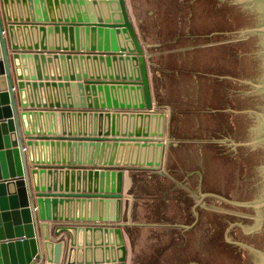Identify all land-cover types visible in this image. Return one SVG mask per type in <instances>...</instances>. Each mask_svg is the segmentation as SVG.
I'll list each match as a JSON object with an SVG mask.
<instances>
[{
  "label": "water",
  "instance_id": "obj_1",
  "mask_svg": "<svg viewBox=\"0 0 264 264\" xmlns=\"http://www.w3.org/2000/svg\"><path fill=\"white\" fill-rule=\"evenodd\" d=\"M14 2L27 6L26 17L8 12ZM127 2L0 0V264L62 263L45 260L38 237L37 203L56 202V195L115 205V213L60 215L79 222L62 228L92 233L91 257L71 261L67 256L64 264L127 263L124 171L134 165L158 169L161 160L93 158L110 140L114 148L127 143L162 150L165 144L163 170L172 198L162 264H264V0ZM71 6L80 10L63 13ZM23 24L32 25L39 38L18 41ZM26 58L41 59L35 72L26 70ZM90 58L105 61V67L89 74L80 63ZM73 59L79 63L71 72L67 61ZM55 60L66 66L46 71ZM148 61L155 106L168 107V117L154 106ZM26 86L30 101L23 96ZM43 87L48 93L66 89V100L39 101ZM118 92L139 97L120 99ZM55 108L64 109L59 114L65 117L69 110L73 115L89 111L108 123L89 132L27 128L28 117ZM124 117L126 129L117 128V118ZM132 117L160 118L161 128L129 126ZM39 145L51 147L47 160L32 157L28 147ZM61 145L71 152L76 148L75 156L54 157L53 148ZM88 147L92 155L80 157L78 151ZM61 172L63 181L44 183V173L53 179ZM74 178L80 186L68 188ZM209 214L218 216L211 220ZM210 249L219 254L202 260Z\"/></svg>",
  "mask_w": 264,
  "mask_h": 264
},
{
  "label": "crops",
  "instance_id": "obj_2",
  "mask_svg": "<svg viewBox=\"0 0 264 264\" xmlns=\"http://www.w3.org/2000/svg\"><path fill=\"white\" fill-rule=\"evenodd\" d=\"M127 2V0H126ZM40 7V4L38 5ZM104 10L106 12L107 7L104 5ZM127 7L129 10L130 17L132 19L133 25L136 29V32L138 34V37L140 41L143 44L144 49L147 51L146 45L144 43V40L141 36V33L139 31V28L136 24V21L134 19V16L131 12V9L129 7V4L127 2ZM28 8L19 4H14V13L19 15L23 14L24 16L28 13ZM60 10V7L59 9ZM63 13H66L67 10L69 12H72V10H80L79 6H71L68 9L64 7L62 8ZM36 11V10H35ZM32 25H27L26 28L25 25H20L19 30L17 29V35L20 36L18 41L22 42L23 40L26 42H33L36 39L39 38L38 32L36 29L31 27ZM23 38V39H22ZM91 42H96V36H91ZM101 40V38H100ZM97 39V41H100ZM81 41L83 43L87 44L89 43V37L85 35H81ZM122 41V39H121ZM47 42H52L51 38L47 39ZM30 60V61H29ZM24 61H28L29 69L28 72H35V66L39 65L41 62L40 58H36L34 62L32 59H24ZM78 59L68 60L67 64H71L73 66V69L71 72H74L78 69L77 64ZM23 62V60H22ZM65 62V63H63ZM59 61L55 60L53 63L46 64V71L47 70H55L58 68V66H66V61ZM82 65V69L88 71V73H96L98 71L99 65H102V67H105V61L101 64L96 61H93L92 58L90 59H84L83 62L80 63ZM48 66V68H47ZM44 67V68H45ZM98 68V69H97ZM148 73H149V80H150V88H151V94L152 99L154 103V96H153V89H152V82H151V75H150V68H149V61H148ZM47 90V91H46ZM45 87L40 91V94H38L39 101H43L42 97H46L45 94H47L48 100L52 97V100L56 101L58 100H66L65 90L64 88H52V92L48 93L49 90ZM29 87L26 86L24 89V97L26 98L29 96L28 94ZM16 93L17 89H16ZM28 94V95H27ZM44 94V95H43ZM49 95V96H48ZM116 96L120 97V99L125 100H136L139 96L132 95H122V92L115 93ZM98 96L101 98L102 93L98 92ZM73 101L78 100L76 97H71ZM32 99L31 96H29V101ZM155 106V103H154ZM158 107V106H156ZM160 108V106H159ZM167 113H168V107ZM64 109L62 108H55L50 110L48 113L46 110H44L43 113L36 114L35 116L28 117L29 120L27 123H30L27 125V127L40 130V129H48L52 131H58L63 130V128H71L72 130H78L81 132L85 131H94L97 130V128H105L107 126V119L103 117H97L92 112L88 113H82L78 115H73L72 110L67 111L69 115L59 114V112H62ZM35 111V110H33ZM71 111V112H70ZM168 117V114H167ZM167 117H166V127H167ZM127 118L124 117V119L119 120L117 118L116 127L120 129H126L127 124ZM134 118H129V126H132L138 129H147L149 131L151 130H160L161 128V120L157 117H151V119H144L142 121V118H136L134 123ZM30 121V122H29ZM165 127V129H166ZM113 141H106L107 146H101L97 149V151H94L93 158H96V160H103L107 158L113 157V154L115 155V160H118L120 162L124 161H131V159H146V160H157L160 159V152L157 153L156 146L155 149L151 148L150 152H147L149 155H142V150L137 145H129V144H123L118 145L117 148H114V145L112 143ZM46 146V145H45ZM154 147V146H153ZM165 147V144H164ZM163 147V148H164ZM48 148L50 149V146H46L45 149H39L42 151L43 155L48 153ZM52 150V149H51ZM93 149H90V147L85 148L81 152L78 151L79 156L86 157L91 156V152ZM75 151H77L76 148H73V152H71V148L68 146L61 145L60 147L56 146L53 148V155L56 158H61L65 155L71 157L72 155L75 156ZM116 151V153H115ZM154 152L155 156H154ZM139 153V154H138ZM47 156V155H46ZM44 157V156H43ZM154 157V158H153ZM42 158V157H41ZM164 159V158H163ZM163 161V160H162ZM98 165V164H97ZM103 166V165H100ZM161 169H152V168H143L137 165L129 167V169H126L124 171V186H123V208H122V220L121 224L123 225V231L124 236L126 240V245L128 249V257H127V263L126 264H141L140 257L143 256H150L147 261L148 264H161L163 260L164 250H165V241L167 239L168 230H169V220H170V209H171V198H172V187L168 181V178L163 170V164L161 162ZM75 175V170H71ZM77 172V171H76ZM161 176H158V175ZM44 175V183H49L58 180L63 181V176H65V173L61 172L60 175L57 176V173L54 174L53 179L50 178V176L46 173ZM104 179L100 181V184H102ZM161 181L162 184L160 186V190H157L156 187H153L154 183H157ZM110 184V183H109ZM76 187L80 186L79 179L75 178L74 180H70L68 182V188L70 187ZM59 192V190H58ZM62 194V193H61ZM56 202H51L49 199L46 203L43 201L40 203L38 202L37 208H38V237L40 239L41 244V250H43L44 258L46 261L50 260L52 262H62L65 263V260L68 256L71 261H79L82 260L86 255L88 257H91L92 255V233L91 232H84L79 231V229L76 230L75 227H70L69 230L62 228L66 223L70 225H77L79 222L76 221H66L65 219L60 220V215H83V214H93L95 212L98 213H115V205H113V202L107 204L106 206L100 202L97 201V203H94V200L89 202V199H86L84 202L82 200H77L76 198H70L69 201L65 200V197L62 195H56ZM64 198L63 201H61ZM49 214L50 218H41L43 215ZM157 214L162 217L156 218ZM164 215L168 218L165 219ZM133 229V238L131 237L128 229ZM166 230V231H165ZM68 231V232H66ZM167 232V233H166ZM166 233V234H165ZM100 235H98L99 237ZM113 237V235H112ZM100 238H98L99 242ZM134 240V241H132ZM89 245L85 246L84 242H88ZM73 244V246H71ZM95 247H93V250ZM69 253V255H68ZM102 249L96 248V256L97 258H100L102 256ZM115 254V253H114ZM154 257V261L151 260V257ZM162 256V257H161ZM156 257L158 260H156ZM61 263V264H62ZM147 264V263H142Z\"/></svg>",
  "mask_w": 264,
  "mask_h": 264
},
{
  "label": "trees",
  "instance_id": "obj_3",
  "mask_svg": "<svg viewBox=\"0 0 264 264\" xmlns=\"http://www.w3.org/2000/svg\"><path fill=\"white\" fill-rule=\"evenodd\" d=\"M264 80V77L262 78V81ZM259 95V94H258ZM260 96V95H259ZM262 159H264V155H262V157H261ZM156 175H158V174H156ZM158 176H161V175H158ZM161 184H162V182L161 181H159V182H157V183H154L153 184V187H156V189L157 190H160V186H161ZM209 216H210V218L209 219H211V220H215L214 218H217V214L215 215V214H209ZM161 218L162 217V215H158L157 214V216H156V218ZM164 218L165 219H168L165 215H164ZM128 231H129V233H130V235H131V237L133 238V233H134V230L133 229H128ZM166 231V230H165ZM167 233V232H166ZM165 233V234H166ZM132 241H134V240H132ZM169 243V240L168 239H166V241H165V244L164 245H167ZM193 252H195V250L193 251ZM219 254V252H218V250L217 249H210L208 252H206V255H205V257H202V260H211L212 258H214L213 256L215 255V254ZM253 253H255V254H257V255H259L260 254V251H253ZM150 256H143V257H140V262L139 263H147L148 264V261H147V259L149 258ZM154 257L155 256H153V257H151V260L152 261H154ZM162 257V256H161ZM158 259H159V257H158ZM157 259V257H156V260H158ZM229 262H227L226 264H228ZM132 264H134V262H132ZM220 264H224V263H220Z\"/></svg>",
  "mask_w": 264,
  "mask_h": 264
},
{
  "label": "built area",
  "instance_id": "obj_4",
  "mask_svg": "<svg viewBox=\"0 0 264 264\" xmlns=\"http://www.w3.org/2000/svg\"><path fill=\"white\" fill-rule=\"evenodd\" d=\"M14 4H18V3H16V2H14V3H10L9 5H8V7H7V10H8V12L9 13H11V14H14L15 16H19V17H26L27 15H28V13H27V15L26 16H24L23 14H19V15H17V14H15L14 13ZM19 5H22V6H24L23 4H19ZM25 7H27V6H25ZM27 10H29V9H27ZM16 26L17 25H15V27L14 28H16ZM24 28H26V27H24ZM17 37H20V36H18L17 35ZM22 42H25L24 40L22 41ZM53 72H59L60 70H57V68L55 69V70H52ZM29 92V91H28ZM28 95V94H27ZM44 95V94H43ZM23 96H24V94H23ZM28 98H29V96H27ZM25 98V97H24ZM43 98V101H45V100H48V98L46 99V97L44 96V97H42ZM27 99V98H26ZM49 99H51L52 100V97L51 98H49ZM28 122V120H26V125H29L30 123H27ZM28 128V127H27ZM30 128V127H29ZM46 146H49V145H46ZM45 145H39V146H34L33 148H30V147H28L29 148V150H30V153L33 155L32 157L33 158H38V159H46L47 160V158H49L50 157V151H52L51 150V148L49 149L48 148V153L47 154H44L43 155V153H42V151L41 150H39V149H43V147H44V149H45V147H46ZM47 155V156H46ZM44 156V157H43ZM42 157V158H41Z\"/></svg>",
  "mask_w": 264,
  "mask_h": 264
},
{
  "label": "rangeland",
  "instance_id": "obj_5",
  "mask_svg": "<svg viewBox=\"0 0 264 264\" xmlns=\"http://www.w3.org/2000/svg\"><path fill=\"white\" fill-rule=\"evenodd\" d=\"M155 108H156V110H162V111H165V112L167 113V108H165V107H160V108H159V106H158V107L155 106ZM167 114H168V113H167ZM139 148H140V149L142 150V152H143V153L141 154V156H142V155H143V156H144V155H145V156H146V155H149V154H147V152H150V150H152L153 148L155 149V147H153V145H150L149 147L145 148V150H146L147 152H146L145 150H143L144 147H142V146L140 147V146H139ZM151 148H152V149H151ZM156 148H157V147H156ZM164 149H165V147H164L162 150H160V148H157V150H156L157 153L160 152V155H161V156H160V160H161L162 164H163V161H162V160H163V158H164ZM155 153H156V152H154V156H155ZM138 154H139V153H138ZM153 158H154V157H153ZM139 160H145V159L140 158ZM158 169H161V168H158ZM67 224H68V223H66V225H67ZM66 232H68V231H66ZM161 264H162V263H161Z\"/></svg>",
  "mask_w": 264,
  "mask_h": 264
},
{
  "label": "bare ground",
  "instance_id": "obj_6",
  "mask_svg": "<svg viewBox=\"0 0 264 264\" xmlns=\"http://www.w3.org/2000/svg\"><path fill=\"white\" fill-rule=\"evenodd\" d=\"M27 69H29V67H27ZM27 69H26V70H27ZM27 71H28V70H27ZM129 161H130V160H129ZM131 161H143V160H139V159H138V160H136V159H131Z\"/></svg>",
  "mask_w": 264,
  "mask_h": 264
}]
</instances>
